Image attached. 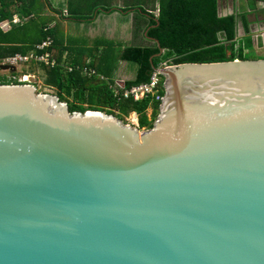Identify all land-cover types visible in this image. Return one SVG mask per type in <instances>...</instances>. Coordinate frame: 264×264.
<instances>
[{"label":"water","instance_id":"obj_1","mask_svg":"<svg viewBox=\"0 0 264 264\" xmlns=\"http://www.w3.org/2000/svg\"><path fill=\"white\" fill-rule=\"evenodd\" d=\"M161 72L151 128L0 83V264H264V58Z\"/></svg>","mask_w":264,"mask_h":264},{"label":"trees","instance_id":"obj_2","mask_svg":"<svg viewBox=\"0 0 264 264\" xmlns=\"http://www.w3.org/2000/svg\"><path fill=\"white\" fill-rule=\"evenodd\" d=\"M220 0H159V13H148L149 20L144 28H148L147 37H151L149 45L130 46L125 49L124 58L138 64L137 77L126 82L132 85L150 79V73L163 61L171 64L185 62L227 61L236 58H264V37L262 33H253L245 15L231 13L220 15ZM127 10H130L129 8ZM242 21L246 34L238 37V24ZM48 34L54 38L48 49L58 61V65L45 66L46 84L56 89L60 100L67 101L71 111L101 110L115 114H129L136 111L139 115L140 128H151L159 114L160 100L151 96L141 100L116 96L107 83H99L95 75L85 73L90 69L86 61L73 63L70 70L65 67V47L56 43L54 32L43 34L37 43L30 47H7L1 50L2 55H13L16 52L28 53L33 50ZM165 50L158 54L161 47ZM34 47V48H33ZM1 49V47H0ZM261 50V52H252ZM153 57V59H151ZM99 58H97L98 62ZM85 61V62H84ZM164 82V76H162ZM0 83H12L2 81ZM18 83V81H14ZM165 91V90H164ZM162 90V94H164ZM153 106V112L148 110Z\"/></svg>","mask_w":264,"mask_h":264},{"label":"crops","instance_id":"obj_3","mask_svg":"<svg viewBox=\"0 0 264 264\" xmlns=\"http://www.w3.org/2000/svg\"><path fill=\"white\" fill-rule=\"evenodd\" d=\"M158 7L159 0H0V51L31 48L44 28L54 32L58 46L65 47V67L85 60L90 67L97 65L90 68L96 77L100 73L111 82H127L137 77L138 64L124 58L125 49L154 41L146 36L149 28H144L148 13L158 14ZM219 13L245 15L250 31L264 37V0H220ZM246 33L239 21L238 37ZM9 56L0 52V62ZM5 71L0 75L12 74Z\"/></svg>","mask_w":264,"mask_h":264},{"label":"built area","instance_id":"obj_4","mask_svg":"<svg viewBox=\"0 0 264 264\" xmlns=\"http://www.w3.org/2000/svg\"><path fill=\"white\" fill-rule=\"evenodd\" d=\"M48 27H45V30H48ZM53 44V37L51 35H47L41 42H39L35 49L30 51L29 53H16L12 56H9L3 59L0 64H13L15 66H21L24 63H37V64H44L45 66H56L58 65V61L55 57L52 56L51 51L48 49ZM65 62V58H64ZM171 63L168 61H163L158 67H155L150 73V79L144 82L127 85L125 81L121 80H114L111 82L105 75L101 74L102 79L106 80L107 84L110 88L114 91L116 96L123 97V98H133L134 100H141L146 97L151 96L153 100H160L163 98L162 90L164 91V84L162 79V69L165 67L170 66ZM73 67L70 66L69 69L71 70ZM19 70V69H18ZM17 70V71H18ZM85 73H89L90 75L96 74L94 69H84ZM34 73H22L20 76L18 75H11L13 80H17L18 83H32V76ZM14 83V82H12ZM36 85V84H35ZM136 115V114H135ZM132 121L138 122V116L134 117V115H130Z\"/></svg>","mask_w":264,"mask_h":264},{"label":"rangeland","instance_id":"obj_5","mask_svg":"<svg viewBox=\"0 0 264 264\" xmlns=\"http://www.w3.org/2000/svg\"><path fill=\"white\" fill-rule=\"evenodd\" d=\"M264 51V50H263ZM252 52H261V50H257V51H252ZM43 69V71H37L38 69ZM19 69V70H18ZM18 70V71H17ZM16 71H12V74H9V75H0V82L2 81H17L16 79L13 80V78L11 77V75H16V78L17 76L21 75L22 73H34L36 72V74L34 76H32V81L35 82L36 86H37V90L39 92H43V93H52V94H56V89L54 87H51L49 86L48 84H46L45 80H46V71H45V68H42V65L41 64H37V63H32V62H29L28 64L27 63H24L23 65L21 66H18ZM4 70H1V72H3ZM11 70H7L5 72L7 73H10ZM97 79L99 80V83L102 82V83H105L106 80L102 79L101 77V74L99 73L97 75ZM105 112V111H104ZM153 112V106L149 108L148 110V113L149 115H151ZM115 115H117L118 117H120L125 123H130V120H132L131 118V113L129 114H121L119 113V111L116 110L115 112ZM137 116H139L137 114ZM134 117H136V115H134ZM139 122V120H138ZM132 124H137L136 121H132L131 122ZM144 128H147V127H144Z\"/></svg>","mask_w":264,"mask_h":264}]
</instances>
